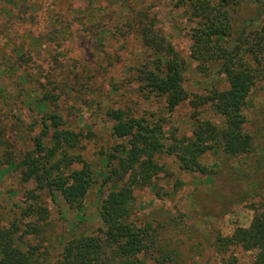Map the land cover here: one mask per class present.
Instances as JSON below:
<instances>
[{
    "label": "rangeland",
    "instance_id": "rangeland-1",
    "mask_svg": "<svg viewBox=\"0 0 264 264\" xmlns=\"http://www.w3.org/2000/svg\"><path fill=\"white\" fill-rule=\"evenodd\" d=\"M120 5L149 7L157 28L184 60L183 86L188 98L171 113L163 99L142 93L133 81L134 69L143 67L151 55L136 33L123 26L125 16L119 20ZM172 5L173 0H0L4 7L0 11V91L5 100H0V137L12 145L15 162L30 149L29 138L39 131V127L30 129L39 118L30 106L38 83L51 94H60L54 105L49 102V108L62 117L65 129L86 136L69 152L81 155L82 162L67 172L77 170L91 177L83 211L69 209L58 195L53 203L42 192L50 217L41 242L35 243L47 247L51 258L72 234L92 235L102 227L101 202L124 183L110 174L117 160L108 164L107 159L122 142L111 134L108 111L122 110L134 118L160 121L165 139H190L202 121L222 123L209 105L195 107L192 103L194 96L205 95L213 86L224 90L226 84L217 66L206 76L197 72L189 56L193 25ZM260 10L246 1L234 17L235 26L250 19L258 25ZM99 19L113 33L101 43L93 37L98 29L89 31ZM21 54L23 62L17 60ZM14 61L18 65L12 66ZM243 115L244 130L253 139L249 155L230 158L222 149L207 152L199 160L206 174L183 172L174 157L163 156L158 159L163 172L150 185L134 190L133 222L141 228H157L160 247L174 253L168 264L253 263L255 252L239 247L220 251L215 242L236 228H247L254 211L264 206V80L251 91ZM89 133L92 138H87ZM30 190L35 191L34 184L22 183L19 169L0 172V214H10L11 207L19 205L23 193ZM141 261L156 264L149 256Z\"/></svg>",
    "mask_w": 264,
    "mask_h": 264
},
{
    "label": "trees",
    "instance_id": "trees-1",
    "mask_svg": "<svg viewBox=\"0 0 264 264\" xmlns=\"http://www.w3.org/2000/svg\"><path fill=\"white\" fill-rule=\"evenodd\" d=\"M246 1L261 9L258 25L257 20L250 19L236 27L234 17L237 18L235 15ZM172 8L187 16L193 25L189 56L196 63L197 72L206 76L217 66L218 75L223 76L224 90L213 86L205 95L194 96L192 101L195 107L209 105L222 119L221 125L202 121L196 124L190 139L176 136L165 139L160 121L134 118L122 110L108 111L107 116L113 122L111 134L122 142L107 159L108 164L117 160L110 174L116 177V182L124 183L102 200L98 212L102 227L92 235L72 234L61 245L58 255L51 258L47 247L35 243L41 242L50 217L42 192H47L51 202L55 203L58 195L69 209L81 212L92 180L88 173L81 171L67 173L73 164L82 162L81 155L72 156L69 152L78 148L86 136L65 129L62 117L49 108V102L54 105L60 94L55 96L38 83L30 106L31 113L39 118L32 122L30 129L39 127V131L29 138L30 149L16 163L12 145L0 137V166H4L0 172L19 169L20 181L34 184L35 191L40 192L23 193L20 204L11 207L10 214H0V264H141V257L148 256L156 264H168L174 253L160 247L157 228L149 225L141 228L133 222L134 190L150 185L163 172L158 163L163 156L174 157L183 172L206 174L207 169L199 160L207 152L222 149L230 158L251 153L253 139L244 130L243 110L255 85L264 80V0H173ZM119 9L123 13L119 20L125 16L123 26L136 33L151 55L143 67L134 69L133 81L142 93L163 99L166 110L173 112L188 98L183 86L184 60L157 28V20L149 7L135 9L120 5ZM96 28L99 33L93 37L100 43L103 37L113 34L100 19L89 31ZM17 60L23 62V54ZM16 64L14 61L12 66ZM1 96L0 91V100L5 102ZM90 136L91 133L87 138ZM262 207L254 211L247 228H236L227 237L218 236L217 249L227 251L239 247L245 252H255L252 264H264Z\"/></svg>",
    "mask_w": 264,
    "mask_h": 264
}]
</instances>
